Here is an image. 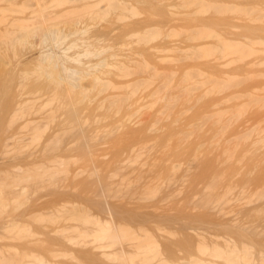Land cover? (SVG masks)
Masks as SVG:
<instances>
[{
    "label": "bare ground",
    "instance_id": "6f19581e",
    "mask_svg": "<svg viewBox=\"0 0 264 264\" xmlns=\"http://www.w3.org/2000/svg\"><path fill=\"white\" fill-rule=\"evenodd\" d=\"M43 1L45 2V0H43ZM43 1L42 0H33L34 5L32 4L34 7V10H33L34 13H33L32 18L37 20V22L39 23L38 26L43 30L42 41L41 40L39 41L42 43V45H41L42 50L40 52H41V55L43 58L40 57L39 59L45 61L47 56H48V58L50 57L49 58L50 61L52 60L53 65H55V67H57V70H58L57 75L59 74L58 75L59 80H61L60 83H62L61 85L60 84L59 85L62 86V94L63 95L61 93H57V95L55 94L54 98H56L55 101H57V99H60V97H61V99L63 98L62 100L67 103L66 109L64 108L65 103H63V101H60V103H57V104H60L62 106L60 107L58 105V107L61 109L56 107V111L58 109L61 112L59 115H55V116H58V117H56V119H57V118H59L61 113H63L61 115V117H62L66 111L68 114L66 113L64 116H66V117L68 116L67 117L68 119H69V117H71V119H72L71 121L73 122V125L76 129L75 135L77 133L79 135L78 138H80L79 142L82 146L81 150L84 149V153H87V154H85L86 157L89 155L90 161L88 159H86V161L90 162V163H88V165H90V167L87 166L88 170H86V171L91 170V173L90 172H86V173H90V174H88V177L91 176V179H89V180H91V181L93 180L90 183L95 184V185L93 184L94 189H93L92 193L95 191L94 192L95 198H96V196H98L99 198L102 199L103 203L100 205L104 206V207H102V209L103 208H104L103 210L106 209L107 210L106 213L108 214V215H106L107 216L106 218L105 217L104 218L98 217V219L100 221L99 220L97 221V219L95 218L97 216H95L94 217L96 219L95 222L92 221L93 220L92 217H88V218L92 219V220H90L86 216H84V215L82 216V214H81V217H80V215H78L80 217L79 218L80 221L76 220V222H78L79 226H77L78 224L77 225L75 224V226H76L75 228L77 229V227H79V230H80V227H81L83 231L81 230L82 232H79V233H81V235L80 236L78 235L79 237L77 236L76 238H75V235H77V234L72 235L71 230H70V233L68 232L69 234L67 233V231H69L68 228L70 227V225L66 229H60V231L56 230L55 229L56 227L54 226V229L56 230L55 231L52 228L53 227L52 226L51 228L53 229V231L56 233V232H64L63 230H65L66 234H67V238H68V239L67 238H65V239L67 240V242H68V240H71V242L73 244L75 241H76V244H79V243L84 244L85 242L86 243L89 242L91 244L95 243L94 245L96 247H99V246L103 247V250L105 249L104 247H108V246L111 247L110 245H107V243L114 244L116 246V247H114V248H116V250L112 249V251H110V249H109V252H107V251L105 252V250H104V253L107 255L109 254V256H110V253H113L114 258L117 260L116 262H119L118 264H120V263L121 264H137V263H140L144 259V257H142V255H139V256H141L140 259L137 257L139 254L138 251H136L137 255H134L136 253L132 254L130 251H128L126 249L127 247L125 248L126 242L124 243V241H125L126 235H125V237L123 236V232L121 231L122 227L119 226L120 227L119 228L117 226V224L114 222L115 221V219L113 217L114 215L111 212V207H109L111 204H108L109 199H111L108 197H111V195L114 196L113 194H116V192H117L116 188L121 189L119 187H122V186H119L118 184H116L117 187L115 186V188L113 187L111 189L109 187V185L107 184V181L109 179L106 181L105 179L101 178V175H103V174L100 173L101 170H100V167H98L99 164H98V166L96 165L98 162L95 163V160H94V159H96V157L94 158L95 152L93 153V150L97 146L94 144L96 147L94 146L95 148L92 149V145H93V142L95 141V139H92L91 138L92 135H89V134H87V131L86 132L84 131V129H85L84 127L87 124L86 125L84 124V120L81 118L80 113L82 114L83 111L86 112V110L88 108L85 109V107H87V106H85V104L87 103V105H90L94 100V99H92V101L90 100L91 103L90 102L88 103L89 100H88V98L85 97L87 95H88L87 97H89L90 93H92L91 91L93 90V88H91L92 85L90 84V82L92 80L91 81L89 80V85H88V86L91 85V87H88V86L85 87L86 85L80 82L82 84L81 85L82 87H83V85H85L84 88H87V89L91 88V89H89V91H87L86 89L84 90V91H87L88 93H84L83 90H82L83 92L80 91V93H79L77 91V93H75L71 89L72 85L68 83V81H71V80L74 81L78 77L81 79V77L79 76V73L81 72V70L84 69L83 68L84 65H82L83 69L80 68L81 63L85 64V66L87 68L86 73L88 74V72H89L90 76L92 74L91 71L94 72L96 70L98 73L99 68L101 70H103V71H101L99 69V72L100 71L105 72L108 69V71H109V72L107 71L108 74H106L107 72L104 73L107 75V77H108L109 73L112 76L113 75L112 73H114L113 71H115V73H114L115 75H113V77L115 76L114 78H116V79H114L113 77L112 78L116 81L118 80V82H121V83H123L122 82L123 80H121L122 77L124 76L123 78H125L128 76L126 73H125V75H123L124 69L126 68L125 71L127 72L129 70V72H130L132 69H130L129 67H133L132 71H135L138 68L140 69V70L138 69L139 71H135V72H137V74H135L134 72L133 73L136 77H138V79L135 78L136 81L141 80V82L136 83L134 78L131 76L130 77L132 78L133 81H135L134 86L137 87V91L142 90L141 91L142 94L140 93L141 95H139V96H138V94H136V91H134L136 88H133V85L131 86V83L133 84V81L131 82V79L129 80L131 83L128 84L129 81H127V80L129 77L125 78V79H127L126 80L127 84H125V82H124L123 86H125V87L128 86V88H129L128 92H130V90L132 88L131 92L135 93V94L134 93H130V94L128 93L129 94V96L127 95L128 97H130L132 99V97H131V95H132V96H134L133 99H135L136 98L135 95L138 96L137 98H139V99L136 98L135 102H133V100H132V102L134 104H136L139 100L138 104L142 103L143 106L147 105V108L143 107L141 109V112L139 111L141 114H143L145 112L144 113L145 116H144V114L140 115V113H139V115L142 116L141 117L142 121L140 122L138 120L135 123H131L130 115H128L127 113H123V115H121L122 112L120 110L119 111L121 113L118 112V109H114V107H113V114H114L113 116H115V117L112 118L111 123L109 122L110 124L107 123L108 121L105 122L106 124H109V125L104 126V129L108 132V134H112V133H116V130L120 129L121 127H131V126H133V124H135L136 125V126L134 125L135 128L138 126L139 131L141 130V132L146 134L145 138L142 137L141 143L138 140L139 146H138V144H137V146H133L134 144L131 143L132 146L134 147V149L132 147H130V148L133 149L134 152H131V150L128 149L129 150L128 152H130L131 154H125L124 155V156L127 155V157H125V159H124L125 164H127V162L129 164L130 163L129 161H131V162H133L132 164H134V162H135L134 166L137 165L138 162L140 163L138 167L144 166L143 164L145 162L149 161L148 159L151 158L150 157L151 155H153L152 158L154 156H156L153 154L156 152L151 151V150H153V148H155V149L161 148L160 151L167 149L165 145H168V147L171 148V150H170V151H172L171 156H165L164 158H161L162 163L159 162L160 166H161V164H165V166H167L166 169H163L164 171L166 170L164 179L163 180L159 179V180H161L160 182L156 179L158 182L155 181L154 184L150 188H149L150 185H146V187L148 186L147 189L144 186L145 190H143L144 188L141 189L142 193L145 194V197L149 196V195L154 197L158 191H162L165 189L164 190L165 192L167 190L168 194L171 193V194L167 195V197L169 196L171 199L173 194H175L176 192L178 193L182 189H186V190L188 189L189 190L188 187L185 188V185H186V183H189V181L191 179H193L190 181V182H194V184L192 185V190H189L190 193L192 192V197H194V199H192L190 201L193 204V206L195 205V207H193V208L197 209L198 206H199V208H201L200 206H204V207H206V209L208 207L209 211L214 210V212L217 211L218 213L221 212L224 214V216H223L224 218L222 217L224 220L222 219L223 221H221L220 224H223L224 230L228 233L227 234L224 231L226 233L225 235H227V236L223 237L224 239L222 238L223 240H220L221 242L219 240L218 241L214 240V242H216V243L213 242V245H212V243H209V242L208 243L207 242H200L201 244L203 243V245L199 244L200 246H198L196 248L197 256L195 258L197 261L193 262V260L192 261L189 260L190 262L188 261L189 262L188 264H264V0H127V1L122 0V1H125L126 3L129 2V4L128 3L126 4L124 2L126 5H128L126 8L129 7L127 9V11H128L127 13H129V18H127L128 21L126 20V23L127 22H129V23L128 24L125 23V25L123 24L124 28H126V26L128 25V28H126L127 29L126 32H125V29L122 27V30L126 33V35H122L124 33L123 32L120 36L122 38L121 39L119 38L121 40V42H119L120 40H116L117 43L115 44L116 41H114V39L119 36L118 35L119 34L118 30L120 29L119 28L117 30L118 36L115 37L113 39V41L109 39L112 43V46H113V44L118 45L124 41L126 42V43L124 42V44L127 45V49H125V50L123 49L124 47H126V45L122 48L123 43L121 44V47H119V49L121 48L120 51L122 50L121 52H123V50H124L123 54L121 55V53H119L118 55H115V57L117 56L116 60L118 58H120L117 60V62H116V60L114 61V58H115L113 56L115 54L114 51H113L114 53L112 52L113 55L111 56V58H112L111 60H113L114 62H112L109 59L110 57L107 56V55H109V53H111V51L109 53H107V52L105 53L106 49L108 48V47L105 48L106 47L105 44L108 42L110 43V41L109 40H107L108 42L104 41L103 36L101 38H103L104 44H100V46L96 45V43L100 42V41H96V43L93 46L91 44H89L92 46L91 48H94V46H95V48H96V46H99L100 48L102 45L104 46L102 49H99V47H97V49H95V50H89L90 47H86L85 41H83L84 43L83 42L80 43V41H82V40H81V38L78 37V35L82 31V29L81 30L76 29L77 31L75 30L76 31L75 35L78 34L77 38L75 37L76 39L71 37L72 35H73V37L75 36L74 33L73 34L71 33V35L68 33H67L68 35L64 33L66 36L65 35L64 36L63 35L54 36L57 34L56 31L59 32L61 29L60 30L58 28L54 29V28L49 26V24H50L49 19L50 18H48V17H50L51 14L48 15L46 8L50 5V7H51L50 9H52L54 11V10H57L58 8H60L62 6V4H61V6L59 5V7H58V4H57L58 0L56 1L57 2L56 4L53 3L57 7V9H56L55 6H53L54 8H52L51 5H53V4H51V3H49L48 6H47V4L45 6ZM60 1L61 0H59V3H61ZM51 2H54V0ZM121 7H122V5H121ZM124 7H125V5H124ZM124 7H122V9H124ZM113 8H115V7H113ZM117 10H119V9H117ZM53 11H51V12H53ZM91 11H93V10H91ZM116 11L113 13L114 17H115V14L118 12V11L117 12ZM122 11L123 10H121V12ZM120 14L123 15L122 16L123 19H124V17L125 18L127 17V16H124V11H123V13H120ZM116 15H119V14H116ZM119 16H120V18H122L121 15H119ZM117 18H119V17H117ZM117 21H118V19H117ZM119 23H121V22H119ZM61 32H63V31L61 30ZM69 35L72 38V42L68 41L69 43H67L66 38L69 37ZM87 36H89V35H87ZM91 37H90L91 42L94 39H96L95 37H93V39ZM123 37H125V38H123ZM69 38H67V39L69 40ZM101 38L99 40H102ZM74 39L75 40L78 39L80 44H78V42H76ZM88 39H89V37L87 38V40ZM122 39H123V41H122ZM79 45H80V48L85 45L84 48L86 47L89 49H86V50L84 49L83 51H78L77 47ZM110 45L111 44H109L108 46H110ZM114 46L113 47L110 46V47L113 49ZM71 47H75L77 49L76 52L74 51L73 54H71L73 51L71 49ZM81 49H83V47ZM70 50H72L71 53H68V51L70 52ZM126 50H127V53H126ZM124 54L128 55V56H125ZM89 55H90V57H89ZM68 56H69V58H68ZM83 56H84V58L85 57L87 58V59H85V61L83 59ZM118 56H125V58H128V59H125L124 57H118ZM140 56H141V63L138 60L140 58ZM38 57H39V55H38ZM70 57L76 63H72L71 65L66 64L65 60H68L67 62L70 63L69 62V61H71ZM91 57H94V59ZM48 58H47V60H48ZM31 59H33V58L31 57ZM123 59H124V61H122ZM127 60H128V62H126ZM136 60H137V62H135ZM37 61L38 60H36V64H37ZM39 61H38V63H41ZM133 61H134V63H137L135 66L134 65L132 66ZM138 61H139V63H138ZM47 62L49 64V60ZM122 62L128 63L127 67L125 64H124V66H122V64H123ZM111 63L115 64V65L117 64L116 66H118V64H121V67H123L124 69L120 68V70H119V66H120L119 65L118 67H116L117 69L113 70L112 67L115 68V66H113ZM41 64L43 66V63H41ZM77 64L79 65V67H77ZM108 64L110 67L108 68V66H107L106 67L107 69L105 68V70H104L103 68ZM139 65H141L142 68L138 67ZM136 67H138V68L135 69ZM110 69H112V70H110ZM141 69H142V71H141ZM57 70H56V72H57ZM84 71L85 70H83V73H85ZM116 71L117 72L120 71L122 73L123 76L118 75L119 78H121V79H117ZM140 71H141V74L143 73L141 79H139L141 74H139L140 76H138V73ZM90 72H91V74H90ZM44 73H42V74L44 75ZM98 74L102 75L101 73H98ZM84 75L86 78L88 77L86 74H84ZM92 75H94V73ZM130 75L134 76L133 74H131V72H130ZM16 76H17V74H15V77ZM95 77L98 78L97 75H94L93 79H95ZM97 80L98 79H95V82ZM101 81H102V78H101V80L100 79L98 80L97 84L99 83L100 86L99 85L98 86L102 89L107 84L110 85V83H107L108 81L104 79V82L107 81L106 85H103L104 87H101ZM116 81L111 82V83L114 84V86H115V84L118 85V83H116ZM76 82H78V80ZM80 83H79V85H80ZM102 83H103V81H102ZM94 84L96 85V83H94ZM112 84L110 85L111 87H112ZM75 85H76V83H75ZM109 85H107V86H109ZM139 85H141L142 87ZM107 86H106V88H107ZM119 86H120V84L118 85V87ZM99 87H97V88H99ZM138 87H139V89H138ZM72 88H73V86H72ZM100 88H99V90H100ZM119 88H121V87H119ZM122 88L124 90V87H122ZM60 89L61 88H59L58 90H60ZM107 89H109V87ZM46 90H48V89H46ZM111 90H113V89H111ZM100 91H102V90H100ZM139 91H138V93H139ZM48 92H50V91H48ZM59 92H61V90ZM97 92H98V90L96 91V94H97ZM114 92H115V90H114ZM44 93L46 95V92H44ZM122 93L124 94L125 92L123 91ZM122 93H120V94H122ZM126 93H127V91H126ZM33 94H35V93L33 92L32 95ZM84 94H87V95H84ZM92 94H95V91ZM92 94L90 95V97L93 96ZM98 94H100V93H98ZM101 94H103V92H101ZM58 95L59 96L61 95V96L58 98L57 97ZM76 95H80L79 97L82 98V99L80 98V100H82V101H83V99H87L86 100L87 102L84 104V108L82 109L83 110L82 112H79V111H81V108H79V107H81L82 101H81V103L78 102L79 103V105H78L77 101L75 100ZM82 95H84V98L82 97ZM49 96L51 97V95H49ZM52 96H54V94ZM122 96L123 95H121V97ZM45 97H47V96H45ZM92 98H94V97H92ZM98 99H99V97H98ZM98 99H97V101H98ZM131 99H125V100L121 99V100L123 103L124 101L131 100ZM95 101H96V98H95L94 102ZM51 102L52 101L49 100V103H51ZM109 102L107 103V101H106L105 102L106 104L104 103L105 105H103V108H102L103 110H104V108L108 107L106 105L111 104V103L109 104ZM44 103H48V101L44 102ZM97 103H95L94 105H96ZM98 104H99V106L97 108H99L103 103L102 104L98 103ZM115 104H119V103L117 102ZM113 105L114 104H112V106ZM126 105H123L124 108ZM82 106H83V104H82ZM104 106H106V107H104ZM128 106L126 107L127 109L131 107V106L130 107H128ZM132 106H133V104H132ZM93 108H95V107L93 106ZM97 108H95L96 111H95V109L89 110L91 112L88 111L90 115H91L92 111H93L92 115L96 114L94 116L97 118V120L95 118V122L96 121L99 122V120L101 118H103V117H101L98 119L99 116L97 117V113H98ZM108 108L110 109L111 107H108ZM131 108H130V111H131ZM137 108H139V106ZM137 108H132V109H134L135 112H133V110H132V113H131L132 116L131 117L137 116L136 115V114H138V110H136ZM36 109L41 110V105H40V107L37 106ZM62 109H63V111H62ZM64 109H65V111H64ZM102 109H101V107L99 108V110H102ZM144 109H145V111L143 112L142 110H144ZM59 111H58V113H59ZM128 111H126V112H128ZM136 111H137V113H136ZM117 112L120 113V115H118ZM146 113H147V115H146ZM115 114L118 116H116ZM98 115H100V114H98ZM103 115H104V113H103ZM52 119H55V118H52ZM57 120H59V119H57ZM41 122H43V121H40V123ZM38 123L39 122H37V125L35 124L36 125L35 126L36 128L34 127L35 130L37 129V127H38V129L41 127L40 125H38ZM97 124L98 123H96V125ZM27 126L33 127V125H27ZM97 128H98V126H97ZM129 129H131V128H129ZM101 130H103V129H101ZM101 130H100V132H101ZM107 132H105V133H107ZM101 134H103V133H101ZM69 136H71V135H69ZM102 136H104V134ZM51 137H50V139L53 138V137L52 138ZM101 137H100V139L102 140ZM34 138H36V137H34ZM71 138H72V136H71ZM94 138H95V136H94ZM98 138L99 137H97L96 140L100 141ZM54 139H52V140H54ZM139 139L141 140V138H139ZM68 141H65V142L68 143ZM95 143H96V141H95ZM135 145H136V142H135ZM162 146H164V147L162 148ZM136 147H137V149H136ZM68 148H70V147H68ZM72 148H74V145H72L71 149ZM96 150H97V148H96ZM150 151L152 154L150 153ZM163 152H161V153H163ZM55 155H57V154H55ZM61 157L62 156H59V158L55 160L56 161L55 163H53V161H54L53 156H52V159L48 157L49 159L53 160V161H49L47 159L48 162H50L49 164L50 165L54 164V165H52L51 171H50L51 166L49 164L47 165L48 167H46L45 163H44V165L42 164L43 166L40 165L42 168L39 167V169L40 170L43 169L41 171H39L38 165L36 166L37 167L36 169L38 170V172L43 171L42 172L43 175H41V174H39V175H41V176L46 175L47 176V174H48L47 177H49L48 180H50L49 184L51 183V179L53 178V174H55L57 172L56 169L53 170V167L54 166L57 167V164H59L62 160ZM80 157H78V159L76 157V162H78L77 160L80 161L82 159V158L80 159ZM43 158H45V157H43ZM54 158H56V157H54ZM92 158H94V159H92ZM122 158H124V157H122ZM57 160H59V161H57ZM73 162H75V161L73 160ZM62 163H63V161H62ZM70 163H72V162H70ZM123 164H121V166ZM65 166H63V168ZM160 166L158 165L159 169H160ZM165 166L163 165V167H165ZM66 167H68V166H66ZM136 167H134L135 170L137 169L136 173H138V171H139L138 174L140 176H143L145 173L143 172L144 173V174L142 173L143 175L140 174L142 172V171L140 172V170H139V169H141V167L140 168H138V167L136 168ZM47 168H49V169H47ZM89 168H91V169L89 170ZM112 168L113 167H111V169ZM122 168H124V167H122ZM44 169H46V171H48V172L44 173V172H46V171H44ZM66 169H68V168H66ZM82 169L83 168H80V170H82ZM117 169L119 170L118 167H117ZM130 169H132V168H129V170ZM118 170H116V171L114 170L116 173L113 171L115 173V175L116 174H119V175L122 174V172H120V170L119 171ZM163 170L162 171L159 170V171H161V173L159 171L157 173L158 174L160 173L159 175H161ZM123 171H125V170H123ZM150 171H152V169ZM155 171H156V169H155ZM155 171L153 173H156ZM80 172H82V171H80ZM27 173L28 172H26V174ZM147 173H148V171L146 172V175H147ZM69 174L71 175V173H68L67 176H69ZM83 174H85V173L82 172V175ZM149 174H152V173H149ZM56 175H54L55 180L54 179L53 180L56 181V184H58L60 182H59V180L57 182V179H59L61 177H58L60 175H58L56 177ZM76 175H77V172H76ZM80 175L81 174L79 173V177H81ZM123 175H126V174H122V177H124ZM130 175H132V174L130 173ZM130 175L127 174V177H130ZM16 176L17 177H14V176H12V177H14L15 180L16 179L20 180L18 178L20 176V174L18 173ZM23 176L24 175H22V177ZM71 176L74 177L75 175L74 176L71 175ZM84 176L85 175H83V178H81L82 181L84 180ZM93 176H94V178L92 179ZM140 176L136 175L137 178ZM50 177H51V179H50ZM77 177L75 179H77ZM79 177H78V179H79ZM109 177H110V175H109ZM189 177H191V179H189ZM67 178H69V177H67ZM74 178L70 177L69 180L73 179V181H72L73 183L75 181L77 182V180H75ZM137 178H134L132 180V182L134 181L136 183L135 179H137ZM143 178H144V176H143ZM114 179H115V177H114ZM187 179H189V181ZM0 180H1V178H0ZM15 180L10 182L11 185H13V183H16L18 181V180L17 181H15ZM65 180L66 179L63 180L64 183L67 182L68 179L66 181ZM79 180H78V182H79ZM86 180H88V179H85L84 181L86 182ZM128 180L131 182L130 178ZM141 180L144 181L143 179H141ZM184 180H185V182L186 181L187 182L185 183ZM1 181H3V180H1ZM1 181H0V195H1L0 196V214L2 213L3 214L2 216H4L6 214V216H4L6 218L3 217L5 220L4 219L3 220L1 219L2 221L0 220V241L5 240V239H10L11 241L16 242V239H18L17 241L20 242L19 240H22L23 238L28 239V236L31 237V235H29V234H31V232H30L31 228H32V233H35L36 230H33L35 228L30 226L29 222L25 223L27 225H25V224L23 225V222H26L25 220L27 219L26 215H25L26 219H24L22 221L21 217H19L16 214H13L14 211L12 212V209H13L12 206H15L16 204L19 205L17 203V201H19L18 197L16 199L17 201L15 200L16 197H14V196L18 195V193L15 194L13 197L10 196L11 199L9 198L8 195H7L8 197L7 196L4 197V195L2 196V194H1L2 190H5V188L3 187L4 189H2V185H3L2 183L3 182H1ZM104 181H106V182H104ZM181 181H183L184 183ZM110 182H113V181H110ZM121 182H122V180H121ZM127 182L124 181V184H126L123 186L124 188L129 186L130 182H128V183ZM132 182H131V184H132ZM175 182H176V184H175ZM179 182H181V183H179ZM54 183L55 182H52V184L56 186V184H54ZM71 183L67 182L68 185H71ZM73 183H72V185H74ZM87 183H89V182H87ZM173 184H175V186L179 185L180 187L179 188L177 186L175 187V186H173ZM76 185H79V184H76ZM182 185H184V186H182ZM187 185H190V184H187ZM5 186H7V184ZM81 186H83V185H81ZM85 186H86V184H85ZM132 186L135 187L134 184L131 185L130 187L132 188ZM141 186H139L138 188L140 189ZM65 187H67V186H65ZM69 187H72V186H68V190L71 189ZM88 187H90V189H91V185H88ZM181 187H182V189H181ZM57 188H59V187H57ZM57 188H55V189H57ZM64 188H63V190H64ZM74 188H73V190H74ZM81 188H83V187H81ZM81 188H80V191L82 192L83 189H81ZM127 188H128L127 190L129 191L130 188L129 187H127ZM136 188H137V186H136ZM138 188L135 189V191L133 190V192H136V191L138 192ZM190 188H191V186H190ZM86 189H87V187H86ZM84 191H85V188H84ZM141 191L138 192L137 194H139V193L142 194ZM112 192H115V193L111 194ZM75 193H78V192H75ZM97 193H98V195H97ZM177 193H176V195H174L175 198L178 197ZM190 193L188 195H190ZM181 194H183V193H181ZM181 194H179V195H181ZM79 195H81V194H78V196ZM89 195H91V194H89ZM92 195H94V194H92ZM86 196H87V194H86ZM161 196H162V194H161ZM2 197L4 198V200L2 199ZM83 197H84V195H83ZM164 197L163 198L161 197L163 199V203L166 202V201H164V200H166V199H164ZM179 197H178V199L182 198V197H180V198ZM6 198H7L6 201H8L10 199L9 200L10 202L9 201L6 202L5 201ZM84 199H86V198L84 197ZM87 200H88V198H87ZM141 200H144V199H141ZM14 201H16L15 205H13ZM154 201H156V199H154ZM173 201H175V200H173ZM22 202H24V201H22ZM62 202L63 201H61L60 203H62ZM138 202H140V201H138ZM143 202L145 203L146 200ZM168 202H169V200H168ZM178 202L181 203L180 200ZM60 203L57 205L58 206L60 205L61 209H59L60 206L59 207L57 206L58 209L56 207H54V208H56L54 210L53 209L50 210L51 208L48 210V208H47L48 212L55 211V212H58V214H59L61 210L62 211L64 210L63 208L65 206L67 207L68 202H66V205H61ZM22 204H24V203H21L20 205H22ZM63 204H65V203H63ZM17 205H16V208H17ZM162 205L164 208V204H162ZM165 205H168V203ZM196 205H198V206L196 207ZM22 206H24V205H22ZM73 206H75V204H73ZM171 206H173V205H171ZM68 207L70 208L71 206L69 205ZM19 209H21V208H19ZM40 209H38V210H40ZM167 209H169V207ZM17 210H15V212ZM79 210H81V209H79ZM6 211H7V213H6ZM9 211H11L12 214ZM84 211H87V210H84ZM121 211H123V210H121ZM8 213H10V214H8ZM36 213H37V211H36ZM42 213L43 212L41 211V214ZM45 213L43 215H45ZM56 214H54V215H56ZM87 214H89V213L87 212ZM9 215L10 216L14 215L15 218L14 217H7ZM32 215H30L29 218H31ZM48 215H50V213ZM67 215H69V213ZM94 215H95V213H94ZM39 216H41V215H39ZM46 216H47V214H46ZM90 216H92V215H90ZM34 217L32 216V218H33L32 221L30 219L29 220L32 223L33 222L35 223V221L38 219L36 224L39 223L40 226H43L48 221L44 217H43L44 220H41V221L39 220L40 218L35 217V219H34ZM50 217H51V215H50ZM83 217H86V218L84 219ZM177 217H179V216H177ZM7 218H8V220H7ZM18 218H19V220H18ZM66 218L69 219L68 217H65V219ZM74 218H72L70 221H72ZM182 218H183V216H182ZM182 218H180V219H182ZM41 219H42V217H41ZM102 219H105V220L102 221ZM183 220H185V219H183ZM198 220L196 219L197 222L202 221V220H199V221ZM14 221H17L18 224H16L17 222H14ZM19 221L20 222L22 221L21 225H19L20 224ZM52 221L53 220H50L48 222L50 224H52L53 223ZM58 221H60V220L58 219ZM58 221H56V222H58ZM74 221L75 220H73L72 222L75 223ZM42 222H43V224H41ZM64 222H66L67 225L71 223V222L69 223L68 220L64 221ZM73 223H71V227L69 229H71L72 227H73L72 229H75L73 226L74 225ZM202 224H204V222ZM202 224H201V226H202ZM205 224H207V223H205ZM64 225L65 224L62 225V228L64 227ZM197 225H199V224L197 223ZM36 226H39V225H36ZM45 226L40 227V229L42 231L46 230ZM65 227H66V225H65ZM49 228H50V226H48V229ZM60 228H61V226H60ZM36 229H37V227H36ZM27 232H29V234ZM26 233L28 235H26ZM124 234H126V233H124ZM34 235H36V234H34ZM68 235H70L71 237H69ZM21 236H25V237L21 238ZM32 237L30 238L31 242L34 243L33 242V239H34L35 244H36L38 241V239L36 240V237H39V236L36 235V237L34 236L35 238L34 237L32 238ZM57 237H58V235H57ZM39 238L41 239L43 237L40 235ZM72 238H74V239H72ZM25 239H23L22 241L24 242ZM22 241H21V243H22ZM26 241H27L26 244H28L30 242L28 240H25V242ZM41 241L43 242V239H41ZM41 241H38V242L41 243ZM8 242L4 243V244L0 243V264H17V263L18 264H20V263H24V264H48V262H50L49 260H47L45 258L46 255L45 256L42 255L45 258V259H42L40 257L41 255H39V253L37 254V251H35V250L32 251V249H30L31 247L29 249H27L29 246H27V248H26L27 251H23V249L25 248V244H24L25 242L23 244H21V246L24 245L23 248L21 247V249L17 248L16 243H8ZM41 244H45V242H43ZM97 244H98V246H97ZM208 244H210V245H208ZM35 246H37V245H35ZM39 246L40 245H38V247ZM45 246L41 245L40 247L45 248ZM14 247L17 248V251H14V249H13ZM47 247H48V245H47ZM47 247L45 249H48ZM41 248H39V249H41ZM145 248H147V246L144 248H141L142 250L141 249L139 250L140 254H141V251H144L143 249H145ZM21 250L24 252V254H25L24 256L20 253ZM145 250H147V249H145ZM15 252L17 253L16 255H19V256L22 255L24 257V259L22 258L24 261L22 260L21 262H19V261L16 262L14 260V257H13ZM132 252H135V251H132ZM18 253H20V254H18ZM194 253H193V255H194ZM196 253H195V255H196ZM193 255H191V256H193ZM56 256H58V254ZM113 256L111 254L110 258H112ZM15 257L17 258V256H15ZM134 257H136L138 259H136ZM114 258H112V259H114ZM195 258H191V259L195 260ZM138 260H140V262Z\"/></svg>",
    "mask_w": 264,
    "mask_h": 264
},
{
    "label": "rangeland",
    "instance_id": "374dc122",
    "mask_svg": "<svg viewBox=\"0 0 264 264\" xmlns=\"http://www.w3.org/2000/svg\"><path fill=\"white\" fill-rule=\"evenodd\" d=\"M51 1H53V0H49V1L45 0V2L44 1L43 2L45 4V6H46V4L48 6L49 3L56 4L58 2L57 4H58V7H59V5L61 6V4H62V6L60 8H58V9H57V7L54 4L51 5L52 8H54L53 6H55V8L57 9V10H54L56 13L52 9H50L51 8L50 5L47 8L45 7L47 9L48 15L51 14L50 17L47 16L48 18H50L49 19V22H50L49 26L54 28V29L55 28L56 29L58 28L59 30L61 29L63 31V32H61V30L59 32L56 31L57 34L56 35L53 34V35L54 36H57V35L58 36H60V35L64 36L67 33L70 34V35H71V33L72 34L74 33V35H75V32L77 31L76 29H80V30L82 29V31L79 33V35L77 34L78 37L81 38V40H82V41H80V43L85 41L86 47H90V49L86 48V47L84 48L85 45L82 46L83 49H81L82 47L80 48V45H79L77 47L78 51H83L84 49L85 50L86 49L95 50V49H97V47L100 46V44H104V41L108 42L107 40H109V39L113 41V39L115 37H117L118 35L119 36L117 38H115L114 41L120 40L122 38V37H120L121 34L124 32L122 30V27L124 28L126 20L128 21L127 18H129V13H127L128 12L127 9L129 7L126 8L128 6L126 4L127 3L129 4V2L126 3L125 1H122V0H119V1L118 0H61L60 1L61 3H59V0L58 1L54 0V2H51ZM32 4H33V0H0V178H1V180H3V181H1V180L0 181L3 182L2 183L3 184L2 185V189L5 188V190H2V193H1L2 196L4 195V197H5V196L8 195L10 199H11V197H13L17 193L20 196V197L18 195L14 196V197H16L15 200L18 197L19 201H17V200L16 201H17V203L19 205L16 204L17 205V208H16V205H15L16 201H14L13 205H15V206H12L13 209H14V210L12 209V212L14 211L13 214H16L19 217H21L22 221L27 218L25 220L26 222H23V225L25 223L29 222V225L35 228L33 230H36L35 233H32V228L30 227L31 228V231H30L31 234H29V232H27V233L29 235H31V237L32 236L36 237V235H38L40 237V235H41L43 237L41 239H43V242H45V244H41L43 242L41 241V239L39 237H36V240L38 239V241H41V243L37 241L36 244H35V240L34 239H33L34 243L31 242V240H30L31 237H29V236H28V239L23 238L26 235H28L27 233H26L25 236H21V238L30 241L28 244H26L27 241L25 242V240H24V242H25L24 243L22 241L23 239L19 240L20 242L17 241L18 239H16V242L15 241L14 242L11 241L10 239H5V240H1L0 243L4 244V243H7L8 241H9L8 243H16L17 248H20V249H21V247L23 248L24 245L21 246V244L24 243L25 244V248L23 249V251H27V249H29L31 247L30 249H32V251H34V250L37 251V254L39 253V255H41L40 257L42 259L46 258L47 260H49L50 262H48V264H50V263L51 264H118L119 262H116L117 260L114 258L113 253H110V256L112 254V256H113L112 258H114L115 260L110 258L109 254L107 255V254L104 253V250H105V252L106 251L109 252V249H110V251H112V249L116 250V248H114V247H116L114 244L107 243V245H110L111 247H109V246L108 247H104L105 249L103 250V247H100V246L96 247L94 245L95 243L91 244L89 242H87V243L85 242L84 244L83 243L82 244L81 243L76 244V241H75L74 244H73L71 242V240H68V242H69L68 243L67 240L65 239V238H67V234H66L65 230H63L65 233L64 232H56L55 233L53 231L54 226L56 227L55 229L58 230V231H60V229L68 228L69 225L71 227V223H73L72 222L73 220H75L74 221L75 223H73L74 224L73 226L75 228L76 227L75 224L76 225L78 224V222H76V220L80 221L79 218L81 217V214H82V216L84 215L87 218L88 217H92L93 220L91 218H88V219H90V220H92L94 222L96 221V219H97V221L99 220L98 217H101V218L105 217L106 218L107 217L106 215H108V214L106 213L107 212L106 209L105 210H103L104 208L102 209V207H104V206L100 205V204L103 203L102 199L99 198L98 196H96V198H95V193H94L95 191L92 193L95 184L94 183L91 184L90 182H92L93 180L92 181L89 180V179H91V176L88 177V174L91 173V170H90L91 168H89L90 171H86V170H88L87 166L90 167V165H88V163H90L89 162L90 161L89 160V155L86 157L85 154H87V153H84V149L81 150L82 146H81V144L79 142L80 138H78L79 135L77 133L75 135V130L76 129H75L74 125H73V122L71 121L72 120L71 117H69V119H68L67 118L68 116L67 117L64 116L67 113L65 111L67 103L62 100L63 98L61 99V97H60L61 95L57 96L58 98L60 97L61 100L57 99V101H55L56 100V98H54L55 94L56 95H57V93H61L62 94V86H60L62 83H60L61 80H59V76H58L59 74L57 75V73H58L57 67H55V65H53L52 60L50 61V59H49L50 57L48 58V56H47V58L49 60V64L47 62L48 61L47 58H46L45 61L39 59L40 57L43 58L42 55H41V52H40L42 50V46H41L42 43L39 42L40 40L42 41L43 30L38 26L39 23L37 22V20L32 18L33 13H34V11H33L34 10V7H33L34 4L33 5ZM121 5H122V7H124V5H125L124 9H122ZM113 7H115V8H113ZM116 8L119 9V10L121 9V10L124 11V16H127L126 18L124 17L125 20L122 17L123 15L120 14V13H123V11L121 12V10L119 11ZM113 9L115 11L117 10L118 12L116 11L117 12L116 14L121 15L122 18H120V16L116 15V14H115V17H114L113 13L115 11ZM91 10H93V11H91ZM51 11H53V12H51ZM117 17H119V18H117ZM117 19H118V21H117ZM119 22H121V23H119ZM128 23L129 22H127L126 24H128ZM126 28H128V25L126 26ZM126 28H124L125 32L127 30ZM117 30L119 31V34H118ZM125 32L122 35H126ZM70 35H69V37H70ZM77 35H75L74 37L72 35L71 37L72 38H75V37L77 38ZM87 35H89V36H87ZM90 35L91 36L93 35V36L91 37ZM102 36L104 37V41H103V38H101ZM69 37H67V38H69ZM71 37L69 38V40L66 38V40H67L66 42L67 43L72 42V38ZM88 37H89V39L87 40ZM90 37L92 39H93V37H95L96 39H94L91 42L90 41L91 40ZM100 38L102 40H99ZM123 38H125V37H123ZM75 41L78 42V44H80L78 39L75 40ZM96 41H100V42L96 43ZM122 41H123V39H122ZM119 42H121V40ZM124 42H122L123 43L122 48L126 45V44H124ZM95 43H96V45H99V46H96V48H95V46H94V48H91ZM116 43H117V41L115 42V44ZM122 43H120L118 45L113 44V46L115 45L113 49L111 48V47H113L111 41H110V43L108 42V43L105 44V46H106L105 48L108 47L106 49L105 53L106 52L109 53L110 51H111V53L113 51L115 52L114 55H113L114 52L112 54L109 53V55L106 54L108 57H110L109 58L110 60L112 59L111 58L112 55L114 57H115V55H118L119 53H121V55H122L124 50L127 49V45H126V47L123 48L124 49L123 52H121L122 50L120 51L121 48L119 49V47H121ZM89 44H91L92 46L89 45ZM107 44L108 45L111 44L110 45L111 47L108 46ZM103 47L104 46L102 45L101 48L99 47V49H102ZM71 49L73 51L70 50V52L68 51V53H71V51H72L71 54H73L74 51L76 52V50H77L75 47H71ZM126 53H127V50H126ZM38 55H39V57H38ZM125 56H128V55H125ZM125 56H118V57H124L125 58ZM31 57L33 59H31ZM89 57H90V55H89ZM34 58L35 59L37 58L36 60H38V61L40 60L39 62L43 63V66H42L41 63H38V61H37V64H36V60ZM68 58H69V56H68ZM91 58L94 59V57H91ZM116 58H117V56L114 58V61L116 60ZM83 59L85 61V59H87V58L86 57L84 58V56H83ZM118 59H120V58H118ZM125 59H128V58H125ZM70 60H71V61H69L70 63L67 62L68 60H65L66 64L71 65L72 63H76V62L73 61L72 58ZM117 60H116V62H117ZM138 60L141 63V56H140V58ZM111 61L114 62L113 60H111ZM122 61H124V59ZM139 61H138V63H139ZM126 62H128V60ZM135 62H137V60ZM133 63H134V61H133ZM133 63H132V66L133 65L135 66L137 64V63H134V64ZM124 64L127 67L128 63L124 62L122 64V66H124ZM82 65H84V67ZM112 65L115 66V68L111 66L113 68V70L117 69L116 67H118L119 65H120L119 66V70H120V68L121 69L123 68V67H121V64H118V66H116L117 64L116 65L112 64ZM107 66H108V68L110 67L109 64H108L103 69L105 70V68ZM77 67H79L78 64H77ZM138 67L142 68L141 65H139ZM138 67H136L135 69H137ZM80 68L85 70L84 71L85 73H83V70H81V72L79 73V76L81 77V79L79 77L78 78L81 81L77 78L74 81L71 80L72 82L68 81V83L73 86V88L71 86V89L75 93H77V91L80 93V91H82V90L84 91L85 89L87 91H89V89H91V88H93V90L95 91V94H96L97 90H98L97 94L100 93L98 95L97 94L96 95L92 94L94 92L92 90L91 91L92 93H90V95L92 94L93 95L92 97H94V98L90 97V95H89V97H87L88 95L84 94V95H87L85 97L88 98V100H89L88 103L89 102L91 103L92 99L95 100V98H96V101L94 102V100H93V102L90 105H87V103H86L87 99H83V101L80 100V98H81V97H79L80 95H76L75 96L76 99L75 98L74 99L77 101V103L78 102L81 103V101H82L83 106L81 104V107H79V108H81V111H79V112L83 111L82 109L84 108V104L85 103H86L85 106H87V107H85V109L88 108L86 110V112L83 111L82 114L80 113V116L84 120V124L85 125L87 124L84 127L85 128L84 131L85 132L87 131V134L92 135L93 137L91 136V138L95 139V141H96V143L94 141L93 145H92V149H94L97 146L96 147L97 150H96V148L93 150V153L95 152L94 153V158L96 157V159H94V158H92V159L95 160V163L98 162L96 164L97 166L99 164L98 167H100V170H101L100 173L103 174V175H101V178L105 179L106 181L109 179L107 181V184L109 185V187L111 189L113 187L115 188V186L117 187L116 184H118L119 186H122V187L118 186L121 189L116 188L117 189L116 190L117 191L116 192L117 195L113 194L115 192L111 193L114 196L111 195V197H108V198H111V199H109V201H108L109 203L108 204H111L109 207H111V212L114 215L113 216L114 219H115L114 222L117 224L118 227L119 226L122 227L121 231L123 232V236L125 237V235H126V238H125V241H124V243L126 242L125 243V248L127 247L126 249L128 251H130L132 254L136 253L134 255H137L136 251H138L139 254H138L137 257L139 259L141 258V256H139V255H142V257H144V259L141 262H140V260H138L140 263H137V264H188L190 262L189 260H191V261L193 260V262H196L197 261L196 258H195L197 256L196 248L198 246H200V245H203V243L201 244L200 242H207V243L209 242V243H212V245H213L214 240L215 241H218V240L220 241V240L224 239L223 237L227 236V235H225L227 232L224 230L223 224H220L221 221L224 220L223 219L224 218L223 217L224 214L221 213V212L218 213L217 211L214 212V210H210L209 211L208 210L209 208L207 207V209H206V207H204V206H200L201 208H199V206L196 205V207L198 206L197 209L193 208V207H195V205L193 206V204L190 201L192 199H194V197H192V192L191 193L189 192V190H192V185L194 184V182H190L191 180H193V179H191V177H189V179H191L190 181H189V179H187L189 181V183H186L187 181L185 182V180H184V182L186 183L185 188L188 187L189 190L188 189L187 190L186 189H182V187H181L182 190H180V192H178V193L179 194L183 193V194L179 195L176 192L178 197L179 196L182 197V198L179 197L180 199H178V197L177 198L174 197V195H176V193L175 194L172 193L173 196L171 197V199H170L169 196L167 197V195H169L171 193L168 194L167 190H166V192H167L166 193L164 191L165 190L164 188H163L164 190L158 191L155 194L154 197L150 196L149 194H148L149 196L145 197V194L142 193L141 189L144 188L143 190H145L146 185H150L149 186V188H150L154 184L155 181L158 180L160 182L161 180L164 179L166 170L164 171L163 169H166L167 166H165V164H161V166H160V163H162L161 162V158H164L165 156H171V152H172V151H170L171 148L168 147V145H165L166 148H167L166 150H161L160 151L161 148H158V149L153 148L154 151L153 150H151V151L152 152H156V153H153L154 155H156L153 158H152L153 155H151L152 153L150 151V153H151L150 157L152 159L151 158L148 159L150 162L148 160H147L148 162H145L147 165L144 163L143 164L144 166H140L142 170L139 169L140 172L142 171L140 173L141 175H143L145 173L143 175L144 176V178H143V176H140L138 174L139 171H138V173H136L137 169L135 170V168H134L136 166L138 167L140 163L138 162L137 165L134 166L135 162H134V164H132L133 162L129 161L132 164L131 165L129 163L131 166L128 164V162H127V164H125L124 159H125V157H127V155L126 156H124V155L125 154H131L130 152H128L129 150H131V152H134L133 151V149H134L133 146H137V144L139 146V142L141 143L142 137L145 138L146 134L141 132V130L139 131V127L138 126L135 128L134 127L135 124H133V126H131V127H121L120 129L116 130V133H112V134H108V132L104 129V126H108L112 122V118L115 117V116H113L114 115L113 114V107H114V109H118V112L121 111L122 112V113L120 112L121 115H123V113H127L128 115H130L131 123H135L138 120L140 122L142 121V119H141L142 116H140V115H143L145 113L144 112L145 109L142 110L144 112L143 114H141L140 112H141V109L143 107L147 108V105L143 106L142 103L138 104L139 100H138V102L136 104L133 103V102H135V99L139 95L142 94L141 93L142 90L141 91L138 90L139 91V93H138L137 87L134 86L135 85L134 83L136 81L135 78L138 79V77H136L134 75V73L137 74V72H135V71H139L140 69L138 68L139 70L138 69L137 70L134 69L135 71H132L133 67H129L130 69H132L130 71L131 74L134 75V76H132V75H130L129 70L127 71L129 73L128 74L125 71L126 68L125 69L123 68L124 69V72H123L124 74L123 75H125V73H126L128 76L126 75L127 77H125V78L129 77L128 80L123 78L124 76L122 75V73L120 71H118L120 74L116 71L117 79H121V78H119L118 75H120V76L122 75L123 77H122L121 80H123L122 82L123 83L125 82V84H127L126 80L129 81L131 79V82H132L133 80H132L131 77L134 78L135 81H133V84L130 81L128 82V84L131 83V86L133 85V88H136L135 90L134 89L133 90L136 91V94H138V96L135 95L136 98L133 99L134 96L131 95V97H132V99H131L128 96H129L130 93H134V92H131L132 88H131L130 92H128V90H129L128 86H126L128 88L127 89L125 86H123L124 85L123 83L118 82V80L117 81L114 80V79H116V78H114L115 76L113 77V75H115L114 74L115 71H113L114 73H112L113 74L112 76L109 73L108 77L106 75L109 72L107 68L106 69H107L108 72L105 71V72H107L106 74H104L105 72H101L103 70H101L100 68L99 69L101 71L99 72V69H98V73H101L102 75L98 74L96 70L94 72L93 71H91V72H92V74L94 73V75H97L98 78L95 77V79H98V80L100 79L101 80V78H102V81H103L104 84L101 81V87H104L103 85H106L107 81H108L107 83H110V85L112 84L111 82H115L116 81V83H118V85L120 84L119 87H121V88L124 87V90H123V88L122 89L119 88L118 85H116V84H115V86H114V84H112V87L109 84H107L109 86H107V85L106 86H107V88L109 87V89H107L106 86L102 89V88L99 87L100 84L99 83L97 84L98 80L95 82V79H93L94 75H92L91 72H90L91 76L89 75V72H88V74L86 73V69L87 68H86L85 64L81 63L80 64ZM56 70H57V72H56ZM110 70H112V69H110ZM141 71H142V69H141ZM141 71L138 73V76H140L139 74H141ZM42 73H44V75ZM15 74H17L16 77H15ZM84 74H86L88 77L86 78ZM142 74L139 77V79H141ZM103 78L105 80H107V81L104 82ZM77 80H78L79 83L81 82V83L85 84L86 86L83 85V87H82L81 83L79 85V83L76 82ZM89 80L90 81L92 80L91 81L92 83L90 82L92 87H91V85L88 86L89 85ZM138 82H141V80H139V81L137 80L136 81V83H138ZM75 83H76V85H75ZM94 83H96L97 86ZM84 86L85 87L88 86V87H91V88L87 89V88H84ZM139 86H141V85H139ZM97 87H99L100 90H102V91H100L99 88H97ZM59 88H61L60 89L61 92H59L60 91V90H58ZM46 89H48V90H46ZM111 89H113V90H111ZM138 89H139V87H138ZM114 90H115V92H114ZM43 91L46 92V95H45V93ZM48 91H50V92H48ZM87 91H84V93H88ZM121 91L122 92L124 91L125 93L123 94ZM126 91H127V93H126ZM33 92L35 93V94H33L34 96L32 95ZM101 92H103V94H101ZM120 93H122V94H120ZM53 94H54V96H52ZM49 95H51V97ZM84 95H82L83 98H84ZM121 95H123V96L125 95V96L121 97ZM45 96H47V97H45ZM98 97H99V99H98ZM97 99H98V101H97ZM121 99H123V100L131 99V100L124 101L127 104L126 105L124 102L122 103ZM137 99H139V98H137ZM49 100H51L52 102L49 103ZM132 100H133V102H132ZM47 101H48V103H44V102H47ZM60 101H63V103H65V106H64L65 114L61 117V115L63 114V113H61L59 118H57L59 120H57L56 117H58V116H55V115H59L61 111H59L58 109L56 111V107L59 108L58 105L60 107L62 106L60 104H57V103H60ZM106 101H107V103L110 101L109 104L110 103L111 104L110 105H106V106L111 107V108L109 109L108 107L104 106L106 108H104V110H103L102 108H103V105L106 104L105 103ZM97 102L101 103V104L103 103L102 105L100 104L101 105L100 107H101L102 110H99L100 107L97 108L99 106V104ZM117 102L119 104H115ZM79 103H78V105H79ZM95 103H97L98 105L97 104H96L97 106L94 105ZM112 104H114L116 107L114 105L112 106ZM132 104H133V106H132ZM40 105H41V110L40 109L37 110L36 107L37 106L40 107ZM123 105H126L125 108H124ZM93 106L95 108H97V110H98V113H97V117L99 116L98 119L103 117V118H101L99 120V122H97V121L95 122V118L96 117H94V116L96 114L92 115L93 111H92L91 115L89 114V112H91L89 110L95 109V108H93ZM127 106L128 107L131 106L132 108H137L139 106V108L136 109V110H138V114H136V115L138 116L139 113H140V115L138 117L135 116L136 118L134 116H133L134 118L131 117L132 116L131 115L132 110H133V112H135V111L131 107H130L131 108V111H130V108H128V109L126 108ZM59 109H61V108H59ZM125 110L126 111L129 110V111L126 112ZM58 111H59V113H58ZM62 111H63V109H62ZM95 111H96V109H95ZM118 112H117V114L120 115V113H118ZM103 113H104V115H103ZM136 113H137V111H136ZM98 114H100V115H98ZM118 115H116V116H118ZM146 115H147V113H146ZM144 116H145V114H144ZM52 118H55V119H52ZM96 120H97V118H96ZM40 121H43V122L40 123ZM37 122H39L38 125H40L41 127L39 126L40 128L38 129V127H37V129L35 130V128H36L35 126L37 125ZM105 122H107V123L110 122V123L106 124ZM96 123H98V124L96 125ZM27 125H33V127H30V126H27ZM97 126H98V128H97ZM99 127L101 129H103V130H101ZM129 128H131V129H129ZM100 130H101V132H100ZM105 132H107V133H105ZM101 133H103L104 136H102L103 134H101ZM69 135H71L72 138ZM94 136H95V138H94ZM34 137H36V138H34ZM50 137L52 139H54V138L55 139L52 140V139H50ZM97 137H99L98 139L100 141L96 140ZM100 137L102 138V140L100 139ZM139 138H141V140ZM67 139L68 140L70 139V140L68 141ZM138 140H139V142H138ZM65 141H68L69 144L67 142H65ZM135 142H136V145H135ZM131 143L134 144V145L132 146ZM72 145H74V148L71 149ZM68 147H70V148H68ZM130 147H132L133 149H131ZM163 147L164 146H162V148ZM136 149H137V147H136ZM161 152H163V153H161ZM55 154H57V155H55ZM51 155L53 156V160L54 161L51 160L52 159ZM59 156H62L61 157L62 160H61V162L59 164H57L58 162L56 163L57 167L56 166H54L55 168L53 167V170L56 169L57 172L55 174H53V178L52 179L50 177L51 183L49 184L50 180H48V178H49V177H47L48 174H47V176L46 175L45 176H41V175H43L42 174L43 171L42 172H38V170L36 169L37 168L36 166L38 165V169H39V167H41L40 165H42V164L44 165V163H45L46 167H48L47 165L50 163V162H48V160L49 161H53V163H55L56 162L55 160L58 159ZM43 157H45V158H43ZM48 157L51 158V159H49ZM54 157H56V158H54ZM76 157H77V159H78V157H80V159L81 158L82 159L80 161L77 160L78 162H76ZM122 157H124V158H122ZM86 159H88L89 161L87 162ZM73 160L75 162H73ZM57 161H59V160H57ZM62 161H63V163H62ZM70 162H72V163H70ZM121 164H123V165L121 166ZM52 165H54V164L50 165L51 166L50 171L52 170ZM65 165L68 166V167H66ZM158 165L160 166V169H159ZM163 165L165 167H163ZM63 166H65L68 169L70 168L71 170L70 169L68 170L65 167L63 168ZM111 167H113L114 169L113 168L111 169ZM117 167L119 168L120 172H122V174H126V175H123L124 177H122V174L121 175H119V174L115 175V173H116L115 171L118 170ZM122 167H124V168H122ZM140 167H138V168H140ZM80 168H83V169L80 170ZM129 168H132V169L129 170ZM47 169H49V168H47ZM151 169H152V171H150ZM155 169H156V171H155ZM41 170H43V169H41ZM41 170L39 169V171H41ZM123 170H125V171H123ZM159 170H161V171L163 170L161 175H159L161 173V171H159ZM44 171H46V169H44ZM80 171L85 173V174H83V175H85L84 176V180L88 179L89 181L88 180H86V182L84 180L82 181L81 178H83V175H82V172H80ZM147 171H148V173L146 175ZM154 171L156 173H153ZM158 171L160 172L159 174L157 173ZM26 172H28V173L26 174ZM47 172L48 171H46L44 173H47ZM76 172H77V175H76ZM86 172H90V173H86ZM18 173L21 176V177L20 176L18 177L20 180H18V179L15 180L14 177H17L16 175ZM68 173H71V175H73V176L75 175L76 177L77 176L79 177V173H80L81 174L80 175L81 177H79L80 180L78 179V177H77V179H75L76 177L74 176L75 177L74 178L70 174H69V176H67ZM130 173L132 175H130ZM149 173H152V174H149ZM39 174H41V175H39ZM108 174L110 175V177H109ZM127 174H129L130 177H127ZM22 175H24L25 177L24 176L22 177ZM54 175H56V177L58 175H60L58 177H61V178H59V179L56 178L57 182L59 180L60 183L56 184V181H54L55 180ZM136 175L140 176V177H138L139 179L136 177ZM12 176H14V177H12ZM67 177H69V178H67ZM70 177L74 178L75 180H77V182L75 181L76 183L75 182L73 183L72 182L73 179L69 180ZM114 177H115V179H114ZM93 178H94V176L92 177V179ZM129 178H130L131 182H132V180L134 178H137L138 180L135 179L136 183L133 181L132 184H131V182L128 180ZM12 179L15 180V181H17V180L18 181L16 183H13V185H11L10 182L13 181ZM64 179H66V180L68 179L67 182L68 183L72 182L75 186L72 185V183H71V185H68L67 182H65L67 184L66 185L64 183V181H63ZM141 179H143L144 181H142ZM159 179H161V180H159ZM78 180H79V182H78ZM121 180H122V182H121ZM123 180L125 182H127V181L130 182L129 186H127V187L130 188L129 191L127 190L128 189L127 187H125V188L123 187L124 185H126V184H124ZM106 181H104V182H106ZM110 181H113V182H110ZM52 182H55L54 184H56V186L59 187V188H57L55 185H53ZM87 182H89V183H87ZM181 182H183V181H181ZM181 182H179V183H181ZM110 183L111 184L113 183V184L111 185ZM6 184H7V186H5ZM76 184H79L80 186L76 185ZM85 184H86V186H85ZM130 184L131 185L134 184L135 187L132 186V188H133L132 189L130 187L131 186ZM175 184H176V182H175ZM175 184H173V186H175ZM187 184H190V185H187ZM81 185H83V186H81ZM88 185H91V189H90V187H88ZM53 186L55 188H57V189H55ZM61 186L63 188L65 186H67V187H65L64 190H63V188ZM68 186H72L73 188L75 187L76 189L77 188L78 189L76 190L74 188V190H73L72 187H69L71 189L68 190ZM136 186H137V188L139 186H141L140 189L138 188V192L141 191L142 194H140V193H139L140 195L137 194L138 193L137 191L133 192V190L135 191V189H137ZM176 186L178 188L180 187L179 185H176ZM182 186H184V185H182ZM190 186H191V188H190ZM79 187L80 188L83 187V188H81V189H83L82 192L80 191ZM86 187H87L88 190L86 189ZM147 187H146V189H147ZM84 188H85L86 192L84 191ZM74 191L78 192V193H75ZM118 191L119 192L121 191L120 192L121 194ZM189 193H190V195H188ZM78 194H81V195L78 196ZM86 194H87V196H86ZM89 194H91V195H89ZM92 194H94V195H92ZM161 194H162V196H161ZM83 195H84V197L86 199H84ZM97 195H98V193H97ZM161 197L162 198L164 197V199H166V200H164V201H166L165 203H163V199ZM87 198H88V200H87ZM2 199L4 200L3 197H2ZM141 199H144V200H141ZM154 199H156V201H154ZM167 199L169 200V202H168ZM6 200H7V198L5 199V201ZM21 200L24 201V202H22ZM137 200L140 201V202H138ZM145 200H146V202L144 203L143 201H145ZM173 200H175L176 202L173 201ZM177 200L178 201L180 200L181 203H179ZM8 201H6V202H8ZM61 201H63V202L60 203ZM89 201L90 202L92 201V202L90 203ZM66 202H68L67 203V207L65 206L63 208L64 210L60 211V213H59L60 215L58 214V212H55V211L48 212V210L50 208H51L50 210H52V209L54 210L56 208L58 209V207L60 205L58 206L57 204H59V203L61 205H66ZM21 203H24V204H22L24 206L20 205ZM63 203H65V204H63ZM167 203H168V205H165ZM68 204L71 206L70 208L68 207L69 206ZM73 204H75V206H73ZM162 204H164V208H163ZM171 205H173V206H171ZM18 207L21 208V209H19ZM54 207H56V208H54ZM168 207H169V209H167ZM47 208H48V210H47ZM38 209H40V210H38ZM59 209H61V206L59 207ZM79 209H81V210H79ZM15 210H17V211L15 212ZM84 210H87V211H84ZM121 210H123V211H121ZM36 211H37V213H36ZM41 211L43 212L42 214H41ZM9 212L11 213V211H9ZM87 212L89 214H87ZM90 212L91 213L93 212V213L91 214ZM6 213H7V211H6ZM10 213H8V214H10ZM44 213H45V215H43ZM49 213H50L51 217H50V215H48ZM68 213H69V215H67ZM94 213H95V215H94ZM46 214H47V216H46ZM54 214H56V215H54ZM2 215L3 214L1 213L0 214V220L1 219L3 220L4 218H6V217H4V216H6V214L4 216H2ZM30 215H32L33 217L35 216L36 218H40L39 219L40 221L44 220V218L47 219L48 221L53 220L52 221L53 223L51 222L52 224H50L47 221L46 224H44L43 226H40L39 223L36 224L38 219L35 221V223L31 222L33 220V218H32V216H31L32 219L29 218ZM39 215H41V216H39ZM78 215H80V217ZM90 215H92V216H90ZM64 216L68 217L69 219H67V218L65 219ZM95 216H97V217H95ZM177 216H179V217H177ZM182 216H183V218H182ZM7 217H14V215L13 216L9 215ZM35 217H34V219H35ZM41 217H42V219H41ZM86 217H83V218L85 219ZM161 217L162 218L164 217V218L162 219ZM72 218H74V219L72 221H70ZM180 218H182V219H180ZM58 219L60 221H58ZM183 219H185V220H183ZM196 219L197 220L198 219L202 220L204 222V224L205 223H207V224L204 225V224H202L203 222L199 221V220H198L199 222H197ZM7 220H8V218H7ZM18 220H19V218H18ZM67 220H68L69 223L71 222L68 225L66 224V222H64V221H67ZM103 220H105V219H102V221ZM22 221L21 222L19 221L20 222L19 225L22 224ZM56 221H58V222H56ZM14 222H17V221H14ZM197 223L199 225H197ZM16 224H18V222ZM41 224H43V222ZM63 224L66 225V227L64 225L65 228L64 227L62 228ZM201 224H202V226H201ZM25 225H27V224H25ZM36 225H39V226H36ZM47 225L50 226L49 229H48ZM44 226H45L46 230L42 231L40 229V227H44ZM60 226H61V228H60ZM77 226H79V224ZM36 227H37L38 230L36 229ZM69 228H68L69 231H67V233L68 232L70 233V230H71L72 231L71 232L72 235L73 234H77V235H75V238L78 235L79 236L81 235V233H79V232L83 231L81 227H80V230H79V227H77V229L76 228L72 229L73 227L71 229H69ZM124 233H126V234H124ZM34 234H36V235H34ZM57 235H58L59 238L57 237ZM68 236L71 237L70 235H68ZM72 239H74V238H72ZM21 241H22V243H21ZM214 243H216V242H214ZM35 245H37V246H35ZM38 245H40V246L41 245H44V246L46 245L45 248L48 245V247H47L48 249L41 248L40 246L38 247ZM208 245H210V244H208ZM27 246H29V247L27 248ZM97 246H98V244H97ZM146 246H147V248H145V249H147V250L143 249L144 251H141V254H140L139 250L141 248L146 247ZM17 248L14 247L13 248L14 251H17ZM39 248H41V249H39ZM23 251L21 250L20 253L24 256L25 254H24ZM132 251H135V252H132ZM194 252L196 253V255H195ZM20 253H18V254H20ZM193 253H194V255H193ZM16 254L17 253L15 252V254L13 255L14 260L16 262H18V261L21 262L24 259V257L22 255L19 256V255H16ZM55 254L56 255L58 254V256H56ZM42 255H44V256L46 255L45 258ZM191 255H193L194 257L191 256ZM15 256H17V258ZM134 258H136V257H134ZM138 258H136V259H138ZM191 258H195V260L191 259ZM20 264H24V263H20Z\"/></svg>",
    "mask_w": 264,
    "mask_h": 264
}]
</instances>
